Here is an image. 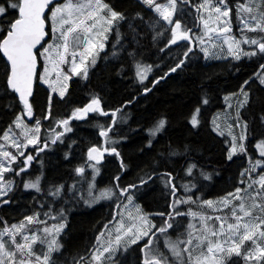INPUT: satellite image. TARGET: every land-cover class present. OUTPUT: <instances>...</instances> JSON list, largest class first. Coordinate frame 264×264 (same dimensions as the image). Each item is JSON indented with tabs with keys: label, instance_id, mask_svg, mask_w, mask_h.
Returning a JSON list of instances; mask_svg holds the SVG:
<instances>
[{
	"label": "snow or ice",
	"instance_id": "6c2138e0",
	"mask_svg": "<svg viewBox=\"0 0 264 264\" xmlns=\"http://www.w3.org/2000/svg\"><path fill=\"white\" fill-rule=\"evenodd\" d=\"M34 17L33 28L21 0H0V264H264V0H37ZM101 55L136 91L117 107L98 90L73 95ZM201 57L247 59L254 70L225 95L223 118L206 116L203 91L184 110L142 117L129 131L141 134L137 152L146 159L126 160L129 136L119 124L127 121L118 114ZM89 121L94 137L73 139ZM173 123L190 135L204 130L220 146L217 163L240 161L222 194L204 191L215 169L206 170L199 148L170 143L154 152ZM58 149L72 183L45 186L42 157ZM106 157L115 170L95 194ZM133 167L137 175L123 182ZM89 171L85 192L76 178ZM157 181L164 207L145 211L138 193ZM65 188L76 204L109 203L94 238L71 253L61 239L67 201L54 206ZM20 195L30 206L9 217Z\"/></svg>",
	"mask_w": 264,
	"mask_h": 264
},
{
	"label": "trees",
	"instance_id": "16d2710c",
	"mask_svg": "<svg viewBox=\"0 0 264 264\" xmlns=\"http://www.w3.org/2000/svg\"><path fill=\"white\" fill-rule=\"evenodd\" d=\"M232 64L235 66H232ZM116 67H119L116 60L110 57L108 61H105L103 55H101L99 66L92 73L90 81L87 83L80 81L79 86L73 87L74 97L78 98L85 95L88 89L98 90L105 97L109 106L117 107L119 103L123 102V98L135 95L136 91L132 85V81L117 76L114 71ZM253 70V65L247 59L243 63L235 61L231 62V64L224 63L222 59L205 63L203 57H201L195 62L194 66H190L184 73L174 76L165 83L160 84L151 95L146 97L141 96L137 102L125 110L123 116H119L118 114L120 121H127V123L121 122L119 124L121 134L127 132L129 136V140L123 146V153L126 160L139 162L140 159H146L140 158L137 152L141 134L138 132L133 134L129 131V129L136 128L138 121H141L142 117L158 110H171L175 112L184 110L192 105L195 97L199 96L202 91L211 97V104L206 110V116H210L212 112L221 110L224 107V96L229 92L235 91L238 84L247 78ZM97 122L102 123L103 120ZM92 123V121H89L88 124H79L76 128V136L72 138H80L81 140L92 139L95 132V129L90 126ZM170 143L173 146L179 145L180 147L184 143H188L193 149L199 148L200 152L196 154H202L204 162L208 165L206 170L213 172V169H215L213 172L214 179L204 189L205 192L215 196L222 194V190L231 185L233 173L237 171L236 165L240 161L238 160L235 164L231 165L223 162L217 163L220 159V146L204 130H201L199 134L190 135L182 126L173 123L169 133L161 141L157 142L154 152L156 150L167 152ZM62 151L63 149H58L42 157L45 169L43 180L45 186L48 180L63 181L68 184L72 183V177L65 166L66 162L61 158ZM172 159L175 160L176 158L173 157ZM106 160L108 162L104 163L101 174L98 177L99 185H107L110 175L115 170L111 158L106 157ZM37 166L39 165H34V169ZM141 166L143 167V165ZM136 175L137 169L133 167L124 176L123 182L126 183L134 179ZM76 179L80 184H84L82 181L83 178ZM138 197V200L143 203L147 211H155L164 207L165 197L163 195V185L159 181L150 184L146 189H142L138 193ZM57 199L59 202L54 205L56 208H59L67 201L65 206L68 208L67 215L69 216V222L67 232L61 238L66 243L69 253H71L77 248H82L94 238L93 225L108 215L109 203L108 201H102L93 207H84L82 206V201L76 204L72 200L66 188L62 190L61 197ZM30 200V196L20 195L17 205L12 209L6 210L9 217H15L19 211L29 207ZM184 223H187V218H185ZM130 259L131 254L129 255ZM235 259L233 257V260Z\"/></svg>",
	"mask_w": 264,
	"mask_h": 264
},
{
	"label": "rangeland",
	"instance_id": "374dc122",
	"mask_svg": "<svg viewBox=\"0 0 264 264\" xmlns=\"http://www.w3.org/2000/svg\"><path fill=\"white\" fill-rule=\"evenodd\" d=\"M49 31H50V28H49ZM215 60H217V59L213 58V59H210L209 61H215ZM41 67H42V65H41ZM223 102H224V107L221 110L216 111V112H221L222 118H223V113L227 111V103L225 102L224 99H223ZM230 102H234V101H230ZM233 116H234V113H233ZM96 119H98V120H96ZM94 120H96V121H102V118L94 117ZM35 170L36 171H39V166H37ZM44 171H45V169H44ZM34 175H35V172L33 173V177H34ZM90 176H91V173L89 171L88 172V176L86 178H83V180H82L84 182V184H80L83 187V189H84L85 192H87V182H86V180L89 179ZM98 177H99V175L96 177V181L93 182L94 183V188H95V194L100 193L105 188V186H106V185H102V184L99 185L98 184ZM43 180H44V177H43ZM102 201H107V199L101 198L100 200L96 201L92 205V207L95 206V205H97V204H99V203H101ZM137 203L141 204V206L145 209V211H147L146 210V207L143 205V203H141L139 200H137ZM82 206L87 207V206L84 205V203H82ZM88 208H90V207H88ZM62 241H63V239H62Z\"/></svg>",
	"mask_w": 264,
	"mask_h": 264
},
{
	"label": "water",
	"instance_id": "95a60500",
	"mask_svg": "<svg viewBox=\"0 0 264 264\" xmlns=\"http://www.w3.org/2000/svg\"><path fill=\"white\" fill-rule=\"evenodd\" d=\"M37 0H21V10L23 12H27L32 17V27L35 26V7H36Z\"/></svg>",
	"mask_w": 264,
	"mask_h": 264
}]
</instances>
